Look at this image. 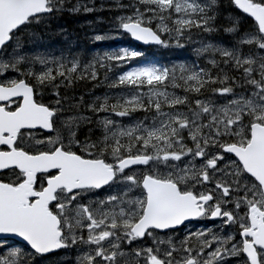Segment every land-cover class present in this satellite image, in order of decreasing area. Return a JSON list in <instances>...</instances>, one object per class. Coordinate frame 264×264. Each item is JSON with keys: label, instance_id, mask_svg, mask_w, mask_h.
<instances>
[{"label": "snow or ice", "instance_id": "snow-or-ice-1", "mask_svg": "<svg viewBox=\"0 0 264 264\" xmlns=\"http://www.w3.org/2000/svg\"><path fill=\"white\" fill-rule=\"evenodd\" d=\"M0 264H264V0H0Z\"/></svg>", "mask_w": 264, "mask_h": 264}, {"label": "rangeland", "instance_id": "rangeland-1", "mask_svg": "<svg viewBox=\"0 0 264 264\" xmlns=\"http://www.w3.org/2000/svg\"><path fill=\"white\" fill-rule=\"evenodd\" d=\"M73 3H75V1ZM99 3H101V1H99ZM107 3H109L111 5L112 0H107ZM123 3H128V0H124ZM113 13H114V15L112 17H115L116 15L119 14L117 12H113ZM95 19H96V17H95ZM82 21H84V20H81V21L79 20V23H78V24H80V22H81V27L84 26V24H83L84 22L82 23ZM59 23H60V26L63 27V29H66L64 24L61 23V21ZM77 27H78V25L75 22H72L69 25L70 32L66 29L67 32L70 34L69 39L71 41V46L69 45V43L65 42L60 35H56V36L46 35L45 40L48 42L47 47L54 49L55 54L57 56H59L61 54V50H63L64 55H71V54H75V53H78L81 51H83L85 53H92L95 50L112 49V48L121 47V46H128V44H129L127 38L121 39V40H112V42L115 44L116 47L112 46V44L108 45L111 41H108L105 43H92L89 39L86 38L87 36L91 35L90 29L86 26V24L84 26L86 28V30L84 27L82 28L84 30H82L81 28H77ZM107 27H108L107 24H103L102 26H100V29L103 31H106ZM73 35H76V36H74V38H73ZM77 36H81L82 39L81 40L78 39ZM84 38L87 39L90 43V45L88 47H84L81 44V42L83 41ZM159 52H162L160 54V56H161V59H164V63L171 64L172 62H175V50H163V49L154 48L152 53L154 55H156ZM183 54L185 56L189 55L188 52H184ZM103 91L107 92L108 90L106 88H104L101 90V92H98V93L95 92L94 90L86 91L85 93L89 92V94L91 96H94V95L95 96H97V95L102 96L103 94H99V93H102ZM79 94H80V92H79Z\"/></svg>", "mask_w": 264, "mask_h": 264}, {"label": "bare ground", "instance_id": "bare-ground-1", "mask_svg": "<svg viewBox=\"0 0 264 264\" xmlns=\"http://www.w3.org/2000/svg\"><path fill=\"white\" fill-rule=\"evenodd\" d=\"M75 1V0H74ZM99 1H101V0H96V4H97V6H99ZM124 1V0H123ZM98 2V3H97ZM128 2H129V0H128ZM108 5H110L109 3H108ZM105 12H107V11H99V12H97V13H94V14H71V13H68V12H66L65 13V15L61 18V23H63L64 24V26H65V28L70 32V30H69V25H70V23H72V22H75L81 29L85 26V24H86V22H88V21H92V20H95V17H97V16H102ZM113 13V12H112ZM113 15H114V13H113ZM103 17V16H102ZM110 18V17H109ZM64 20H68L67 21V23L64 21ZM79 20L81 21V20H84V21H82V23L84 24V26L83 27H81V22H80V24H78L79 23ZM107 21V20H106ZM82 24V25H83ZM100 26H102V25H100ZM85 28V27H84ZM82 30H84V29H82ZM85 30H86V28H85ZM74 36H76V35H73V38H74ZM83 36V35H82ZM78 37V39H82V37L81 36H77ZM74 44V43H73ZM81 44L84 46V47H88L89 45H90V43H89V41L87 40V39H83V41L81 42ZM79 45V44H78ZM112 46H114V47H116L115 46V44H112ZM128 46H131L130 44H128ZM79 50V49H78ZM162 62H164V59H161V63ZM82 84H84V83H82ZM91 86H92V89H90L89 91H91V90H93V85L91 84ZM79 87H81V85L79 86ZM79 89V88H78ZM77 89V90H78ZM102 89H104V87H99V88H95L94 89V91L95 92H101V90ZM108 90V89H107ZM63 91V90H62ZM71 93V92H70ZM87 93H89V92H87ZM95 96V95H94ZM142 116V115H141Z\"/></svg>", "mask_w": 264, "mask_h": 264}, {"label": "trees", "instance_id": "trees-1", "mask_svg": "<svg viewBox=\"0 0 264 264\" xmlns=\"http://www.w3.org/2000/svg\"><path fill=\"white\" fill-rule=\"evenodd\" d=\"M73 1H74V0H72V2H73ZM102 16L105 18V20H109L110 18H112L113 13L107 11V12H105ZM109 17H110V18H109ZM64 21L67 23L68 20H64ZM73 28H74V27H73ZM127 40H128L129 44H130L132 47H135V48H137V49H139V50L144 51L146 57H147L149 60H155V61H159V62H161V56H160V54H161L162 52H159L158 54L154 55V54L152 53V52H153V48H146V49H144V48H141V47H139V46L134 45L129 39H127ZM110 44H114V43L111 41L108 45H110ZM162 63H164V62H162ZM78 88H79V89H78ZM78 88H77L78 90L76 89V94H77V95L79 94V92H80V93H85L86 91H89L90 89H92V86H91V83H88V84H82V83H81V87H78ZM104 93H105V91H103L102 93H99V94H104ZM69 94L71 95L72 93L69 92ZM135 115H136V116H141V115H143V113H136Z\"/></svg>", "mask_w": 264, "mask_h": 264}, {"label": "flooded vegetation", "instance_id": "flooded-vegetation-1", "mask_svg": "<svg viewBox=\"0 0 264 264\" xmlns=\"http://www.w3.org/2000/svg\"><path fill=\"white\" fill-rule=\"evenodd\" d=\"M77 28H80L79 26ZM197 222H193V224H196ZM205 224H208V225H211V224H214V223H217L216 221H205L203 222Z\"/></svg>", "mask_w": 264, "mask_h": 264}, {"label": "water", "instance_id": "water-1", "mask_svg": "<svg viewBox=\"0 0 264 264\" xmlns=\"http://www.w3.org/2000/svg\"><path fill=\"white\" fill-rule=\"evenodd\" d=\"M133 42V41H132ZM133 43H135L136 45H139L140 47H144V48H146V47H152V46H144V45H141V44H139L138 42H133Z\"/></svg>", "mask_w": 264, "mask_h": 264}]
</instances>
